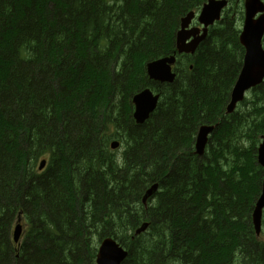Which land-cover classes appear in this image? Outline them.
<instances>
[{"label": "trees", "instance_id": "obj_1", "mask_svg": "<svg viewBox=\"0 0 264 264\" xmlns=\"http://www.w3.org/2000/svg\"><path fill=\"white\" fill-rule=\"evenodd\" d=\"M208 1L0 0V264H96L90 235L119 242L123 264H264V215L260 236L252 219L264 84L226 114L245 55L236 17L177 55L173 84L146 73ZM143 87L161 100L136 125ZM216 124L201 160L198 129Z\"/></svg>", "mask_w": 264, "mask_h": 264}, {"label": "water", "instance_id": "obj_2", "mask_svg": "<svg viewBox=\"0 0 264 264\" xmlns=\"http://www.w3.org/2000/svg\"><path fill=\"white\" fill-rule=\"evenodd\" d=\"M228 2L225 0H209L206 3L199 17L195 12L189 13L181 20V28L176 36L177 52L166 58H162L147 65V75L150 80L160 83H174L176 74L173 72V66L176 63V54L194 55L199 45L204 41L208 34V28L221 20L222 11L227 7ZM246 19L244 30L240 37V42L245 48L246 54L244 58L243 68L239 78L234 85L231 93V100L226 109L227 115H232L237 106L242 103L246 94L251 89L260 86L264 82V2L262 0H246ZM261 14L258 18H256ZM197 18L198 22L204 26L203 34L200 36V29H188L191 23ZM194 37V38H193ZM191 42H188L189 39ZM160 96L146 89L137 94L133 99L135 106L134 119L138 125H142L148 121L150 116L155 112ZM218 125H204L199 129L198 137L195 144V154L202 157L209 143L210 136L217 129ZM119 143H113L112 147L116 149ZM258 165L264 171V135L261 137V143L258 147ZM47 161L40 163L39 170L42 171L46 167ZM159 184H154L144 194L142 202L146 207L148 201L152 199L159 190ZM264 215V178L260 197L255 205L252 219L259 236L262 230V221ZM22 219L18 220V224L14 231V242L19 243L22 236L23 227ZM150 227V223H144L135 233L136 236L144 233ZM129 256L126 250L119 242L113 238L103 240L98 248L96 255V264H123Z\"/></svg>", "mask_w": 264, "mask_h": 264}, {"label": "rangeland", "instance_id": "obj_3", "mask_svg": "<svg viewBox=\"0 0 264 264\" xmlns=\"http://www.w3.org/2000/svg\"><path fill=\"white\" fill-rule=\"evenodd\" d=\"M244 0H241V5H240V7L237 9L234 5H231V10H232V13H234V11L236 12V11H238V14L237 15H239L238 17H237V28L239 29L240 27H241V22H242V19H241V13L242 14H244ZM241 31H242V27H241ZM207 37H208V35L206 36V39H207ZM192 40H188V42H191ZM175 54V53H174ZM173 54V55H174ZM245 56V55H244ZM193 57V56H192ZM183 59V58H182ZM158 60V59H157ZM154 61H156V60H154ZM150 62V61H149ZM177 62H178V60H177ZM187 63H189L188 61H186ZM178 64H179V62H178ZM185 64V63H184ZM243 64H244V58H243V63H242V66H241V68H240V73H241V70H242V68H243ZM195 66V65H194ZM192 68H194L193 66H191V69ZM146 73H147V71H146ZM240 73L238 74V77H237V80H238V78H239V75H240ZM148 76V75H147ZM237 80H236V82H237ZM165 84V83H164ZM236 84V83H235ZM264 84V82L262 83V85ZM151 85H156V84H151ZM234 88V87H233ZM145 89H150V90H153L152 88H149V87H143L140 91H138L135 95H137L139 92H141V91H143V90H145ZM155 90V89H154ZM233 90V89H232ZM154 93V92H153ZM232 93V92H231ZM155 95H159L160 96V99H159V101L161 100V95L159 94V93H156V91H155V93H154ZM230 100H231V97H230ZM160 103V102H159ZM118 116H114V119H116ZM221 123H222V121H221ZM220 123V124H221ZM124 125V124H123ZM217 125V124H216ZM211 126H215V125H211ZM219 127H220V125H218V127H217V130L219 129ZM201 128V127H200ZM199 128V129H200ZM118 129H119V126H118ZM199 129H198V132H199ZM198 132H197V136H196V139H197V137H198ZM118 135V134H117ZM212 136V135H211ZM211 136H210V138H211ZM210 138H209V142H210ZM116 139H117V141L116 142H120L119 140H120V138H118V137H116ZM210 145H209V143H208V147H209ZM211 147V146H210ZM213 147V146H212ZM242 147V146H241ZM245 148L246 149H249L250 147H249V144H246L245 145ZM207 151V150H206ZM109 154H112V155H115V154H120V152H121V150L120 149H114V148H112V146H109ZM199 157V156H198ZM201 158V160H203L202 159V157H200ZM257 158H258V152H257ZM147 192V191H146ZM89 238H90V240L92 241V242H94L96 245H98L99 246V244H100V242L101 241H99L98 240V237L97 236H94V235H90L89 236Z\"/></svg>", "mask_w": 264, "mask_h": 264}, {"label": "flooded vegetation", "instance_id": "obj_4", "mask_svg": "<svg viewBox=\"0 0 264 264\" xmlns=\"http://www.w3.org/2000/svg\"><path fill=\"white\" fill-rule=\"evenodd\" d=\"M227 2H228V0H226ZM240 1V5H241V0H238V2ZM244 14H245V0H244ZM239 7H237V9H238ZM226 10H228V11H230L229 13H228V16L226 17V18H224V16H225V11ZM238 14V11H234V13H232V10H231V2H228V7L222 12V20L221 21H229V20H233L234 19V17H236V19H237V17L239 16V15H237ZM243 14V16H242V13H241V19H242V22H241V27L243 28V24H244V19H245V15ZM220 23V22H219ZM235 23H236V20H235ZM195 27H199V28H201V29H203V25L202 24H199L198 22H196V21H193L192 22V25H191V28H195ZM241 27L239 28V30L241 31ZM206 39H204V41H205ZM203 41V42H204ZM263 44H264V40H263ZM151 82H153V83H156V84H159V85H166V84H161V83H159V82H154V81H151ZM169 85V84H168ZM154 93H155V90H152ZM159 105V104H158Z\"/></svg>", "mask_w": 264, "mask_h": 264}, {"label": "bare ground", "instance_id": "obj_5", "mask_svg": "<svg viewBox=\"0 0 264 264\" xmlns=\"http://www.w3.org/2000/svg\"><path fill=\"white\" fill-rule=\"evenodd\" d=\"M228 2H229V1H228ZM197 13H198V12H197ZM244 15H245V14H244ZM244 20H245V19H244ZM196 22H197V21H196ZM243 25H244V24H243ZM151 91H152V90H151ZM152 92H153V91H152ZM159 102H160V101H159ZM239 106H240V105H239ZM239 106H238V107H239ZM241 106H242V105H241ZM116 150H117V149H116Z\"/></svg>", "mask_w": 264, "mask_h": 264}]
</instances>
